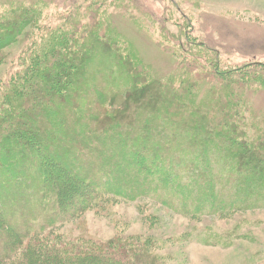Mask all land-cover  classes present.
<instances>
[{
  "label": "trees",
  "instance_id": "trees-1",
  "mask_svg": "<svg viewBox=\"0 0 264 264\" xmlns=\"http://www.w3.org/2000/svg\"><path fill=\"white\" fill-rule=\"evenodd\" d=\"M84 2L77 8L78 13L59 20L56 28L44 29L41 41L28 51L23 68L0 89V264H33L40 258L44 264H86L75 261L83 251L72 254L55 248L47 236L38 238L36 227L44 232L60 221L33 227L32 221L43 218L34 217V207L43 213H47V209L57 210L62 219L67 220L77 209H88L99 200L109 199L106 196L110 195L135 199L143 195L151 197V190L179 194L186 189L181 187L183 180L175 176L180 175L178 172H182L184 166L199 179L196 186L191 187L192 192L193 189L203 191L207 186L205 191L212 193L208 199L207 196L203 199L205 204L213 205L209 208L211 212L225 209V197L214 201V186L209 185L213 183L215 156H226L225 147L220 143L230 144L225 133L231 120L227 114L222 115L216 123L221 128L216 132H210L205 126L215 118L211 117V109L219 107L223 112L234 93L228 92L226 84L221 96L210 97L214 96L212 88L218 90L222 80L213 79V82L205 75L204 66L192 67L186 61L177 65L176 71L181 72L178 83L163 84L161 79L151 78L152 64L139 61L138 52L130 41L126 42L127 48L121 47L119 43L124 36L116 29V34L111 31L107 22L98 19V12L93 14L94 25L85 29ZM97 3L95 10L98 11ZM77 5L74 2V10ZM24 13L32 20L39 15L29 8ZM88 14L91 15L90 8ZM3 28L0 20V46ZM103 49L106 54L100 52ZM198 77L203 84L197 88ZM120 84L132 92L124 104L125 112L129 111L130 102L136 103L138 98L144 101L153 89L159 103L148 100L150 105L144 114L140 112L143 106L130 109L132 119L124 116L126 113L121 107L111 109V114L106 115L103 107L108 97L104 91L122 92ZM248 87L240 85L242 95ZM204 93L207 96L203 99ZM157 107L167 113L162 114L160 109L153 112ZM5 111L7 117L1 116ZM150 119L156 123H151ZM163 126L167 127L164 131ZM162 135L167 137L165 144ZM170 146L182 148L186 158L191 157L193 161L186 162L184 158L177 163L166 149ZM240 150V146L235 150L239 158ZM245 155L243 153L244 158ZM253 157L257 172L264 177V163L257 165L259 152L251 155V159ZM75 170L80 171L74 175ZM133 174L135 176L130 178ZM245 179L232 182L230 194L235 191L237 197L240 196L241 185L246 188L245 194L250 185L254 189L258 187L250 177ZM145 182L149 185L144 186ZM38 199L43 202L40 208ZM243 203L240 200L229 210ZM203 206L196 208L194 214L200 213ZM184 213L190 212L184 210ZM30 238H33L31 243H26ZM64 246L70 250L66 242ZM103 251L101 247L85 254H96L94 260L103 255L101 261L94 264L120 263L112 252Z\"/></svg>",
  "mask_w": 264,
  "mask_h": 264
},
{
  "label": "rangeland",
  "instance_id": "rangeland-1",
  "mask_svg": "<svg viewBox=\"0 0 264 264\" xmlns=\"http://www.w3.org/2000/svg\"><path fill=\"white\" fill-rule=\"evenodd\" d=\"M74 2L78 4L75 10ZM83 2L85 29L94 25L93 14L98 12V19L107 22L114 33L116 29L124 36L119 43L121 47L127 48L126 42L130 41L138 52L139 61L152 64L151 78L161 79L163 84L178 83L181 72L176 71L177 65L186 61L192 67L204 66L205 75L212 81L222 80L218 90L212 88L214 96L210 97L221 96L226 84L228 92L234 93L223 112L219 107L211 109V117L215 118L209 120L210 125H204L210 132H216L221 128L216 123L222 115L227 114L231 120L225 133L230 144L220 143L225 147L226 156L214 155L217 164L213 163V183L209 185L214 186V201H219L217 197H225V209L211 212L209 208L213 205L205 204L203 199L206 196L208 199L212 193L205 191L207 186L203 191L193 189L192 192L191 187L196 186L199 179L184 166L183 171L178 172L180 175L175 176L183 180L181 187L186 189L179 194L151 190V197L143 195L135 199L110 195L106 196L109 199L99 200L88 209H77L67 220L62 219L57 210L47 209V213H43L34 207V217L43 218L32 221L33 227L60 221L44 232H39V226L36 227L35 232L40 234L38 238L47 236L55 248H63L72 254L83 251L75 261L86 264L101 261L103 255L94 260L96 254H85L101 247L103 252L110 251L117 257L120 263L115 264H124L126 258L127 264H264V177L257 172L254 157L251 159V155L259 152L257 165L264 163V0H0V20L3 30H7L1 34L0 89L23 68L29 57L28 51L41 41L44 29L56 28L59 20L78 13L77 8ZM96 3L100 8L98 11L95 10ZM28 8L39 13L36 20L26 17L24 10ZM14 17L16 19L12 21ZM113 32L109 34L112 38ZM104 50L100 52L106 54ZM109 76L110 73L104 75L105 78ZM184 77L186 80L187 76ZM198 78L194 81L197 88L203 84ZM241 84L249 86L243 95ZM119 87L122 92L104 91L108 97L103 107L106 115L118 107L125 112L124 104L132 92L124 85ZM148 94L144 101L138 98L128 107L133 110L143 106L140 112L144 114L150 105L148 100L158 102L159 99L155 89ZM204 94L203 99L207 96ZM130 109L124 116L132 119ZM157 109L162 114L167 113L162 107L153 112ZM1 116L7 117V111ZM164 128L167 127L163 126V131ZM166 140V135H162L163 144ZM239 146L242 159L235 152ZM166 149L177 163L186 158L182 148L170 146ZM185 160L193 161L191 157ZM78 171L72 172L75 175ZM246 176L258 187L254 189L250 185L245 194L246 188L241 185L240 196L237 197L233 190L230 194L232 182L238 183V178L246 180ZM146 184L149 185L145 182L144 186ZM240 200L245 203L229 210ZM202 205L200 213L194 214ZM37 206H43L39 199ZM184 210L190 213L185 214ZM32 239L26 243H31ZM65 242L70 250L64 246ZM108 246H111L109 250ZM32 263L44 264L41 258Z\"/></svg>",
  "mask_w": 264,
  "mask_h": 264
}]
</instances>
